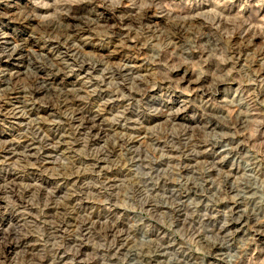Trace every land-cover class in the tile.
<instances>
[{
    "label": "rangeland",
    "instance_id": "1",
    "mask_svg": "<svg viewBox=\"0 0 264 264\" xmlns=\"http://www.w3.org/2000/svg\"><path fill=\"white\" fill-rule=\"evenodd\" d=\"M11 1L0 55L49 80L0 107V264H264V0Z\"/></svg>",
    "mask_w": 264,
    "mask_h": 264
},
{
    "label": "bare ground",
    "instance_id": "2",
    "mask_svg": "<svg viewBox=\"0 0 264 264\" xmlns=\"http://www.w3.org/2000/svg\"><path fill=\"white\" fill-rule=\"evenodd\" d=\"M1 4H3L4 6H10L13 2L10 0H3V1H0ZM8 3V4H7ZM53 3V2H52ZM10 4V5H9ZM44 4V3H43ZM42 4V5H43ZM81 4V3H79ZM86 4V3H85ZM83 4L86 10V5ZM38 5V4H37ZM40 5V3H39ZM43 7V6H42ZM32 11L33 12H36L38 11V8L37 6L34 4L32 7H31ZM50 9V8H49ZM48 9V10H49ZM55 9V8H54ZM73 9V8H72ZM47 10V9H46ZM53 11V10H51ZM55 12V11H54ZM77 12V11H76ZM30 14V13H29ZM40 14V13H39ZM42 14V13H41ZM46 14V13H44ZM55 15V14H54ZM60 15V14H59ZM6 15H4L3 18H6L5 17ZM28 16V15H27ZM30 16V15H29ZM58 16V14H57ZM34 17V16H33ZM75 15H71V14H65L63 18H60L61 21H59L58 24L54 23L52 24L51 27L49 28H46L45 30H49V31H59L62 27L61 23L63 22L64 24H69L67 28H69V32H70V38L69 39H65L66 41L68 40V44H63V45H60V46H55V47H52V48H58V47H63L65 49V51H60L59 54H57L56 58H55V61H56V67H57V73H59V75H62L64 78H69L71 76H74V75H77L78 72L84 70L86 67H88L89 69H95L96 68V63L95 62H86V60H81L79 57H71L72 58V61H73V64L75 66H77L76 68H72L70 66H67L65 63L63 65H61L63 62L62 61H59L61 59H58V58H61L62 55H69V52L73 49V45L72 43V40L70 41V39H78V38H81L82 35H83V32L84 30H88V25H85L84 27L82 26H78V25H75V22L72 24L70 21H74V18ZM16 18V17H15ZM38 18V17H37ZM42 18V17H41ZM58 18V17H56ZM36 19V18H35ZM13 20V19H12ZM37 20V19H36ZM7 22V21H6ZM41 22V21H40ZM43 22V21H42ZM68 22V23H67ZM70 22V23H69ZM88 22V21H86ZM8 23V22H7ZM62 23V24H63ZM47 26V25H45ZM78 26V27H77ZM85 27H87V29H85ZM51 33V32H49ZM33 42V45H38V42L35 41L34 39L31 40ZM56 42V41H55ZM61 43V41H60ZM70 43V44H69ZM9 44V43H8ZM135 46V45H134ZM10 47V46H9ZM137 47V46H136ZM45 48L44 46H41L40 49H43ZM5 49V48H4ZM13 49V48H11ZM8 50V49H7ZM54 50V49H53ZM53 50H51L52 53L55 54V52H53ZM57 51V50H56ZM21 52H29V53H35L33 50H31L30 48H28V45H27V42L26 41H22L20 44L16 45V47L13 49V50H9V51H5V50H2V55H0V62H9L12 66H15L17 67L19 70L16 71V75H12V77H9V80H12L13 84L9 83L8 79L6 78L8 73L7 72H4V71H0V90H1V94H0V107L4 104H8V100L7 99H13L15 100L16 102H19L21 103V106H23V108H26L29 112H33L35 111V104H36V101L34 100V98L36 97L37 94H41V93H44L45 91H48L47 90V84H48V80H49V76L48 78L46 76H44L43 74L41 75H36V79H35V82L32 84L33 87L32 89L30 90H25L24 88H22V86H20L19 84V81L21 79L20 75L22 74H25L29 71H33L31 68H33L36 71H43L42 69V65L41 66H38V65H34V64H31L30 60L27 58L26 55H21V56H14L15 54H18V53H21ZM54 61V62H55ZM55 69V68H54ZM44 72V71H43ZM107 72V71H106ZM113 72V70H112ZM46 74V73H45ZM56 74V73H55ZM10 75V74H9ZM47 75V74H46ZM55 77V75H53V78ZM187 79V78H185ZM34 81V80H33ZM32 81V82H33ZM198 81V79H197ZM28 98V99H27ZM75 105V99H71V100H68L67 98L65 99H61L58 101V104L56 106H52V107H56V109H61L60 107H65V106H68V105ZM25 106V107H24ZM39 107H41L40 109L41 110H46L48 108H50V106L46 105H38ZM17 107V106H16ZM28 107V108H27ZM58 107V108H57ZM62 111V110H61ZM179 111V110H178ZM209 118V117H208ZM210 119V118H209ZM208 121V120H207ZM217 121V120H216ZM210 122V120H209ZM215 123V122H214ZM208 124V123H207ZM205 125V124H204ZM215 127V125H213ZM224 137V136H223ZM122 139V138H121ZM119 139V140H121ZM130 139V138H129ZM223 139V138H221ZM123 142V139L121 140ZM120 141V142H121ZM121 142V143H122ZM124 143V142H123ZM209 144H211L212 146H216L217 144L218 145H221L217 140H213V141H210ZM230 151H232L231 149H229ZM227 152V151H226ZM245 168V167H243ZM249 169V168H248ZM244 170V169H243ZM250 170V169H249ZM246 173V172H245ZM248 173V172H247ZM249 177V176H248ZM201 186V185H200ZM199 187V186H198ZM250 187V185L248 186ZM254 188V187H253ZM199 189V188H198ZM202 191V190H201ZM250 191V190H249ZM258 196V195H257ZM235 223H239V222H235ZM144 241V239H143ZM143 243V242H141ZM136 251L135 252V256L137 257L136 259H141L143 256H140L139 252L137 251V249H135ZM134 254V253H133ZM156 255L158 254H154L155 256V259H156ZM149 258V257H148ZM146 259V258H145ZM143 260V259H142ZM129 261V260H128ZM144 261V260H143ZM148 261V260H147ZM132 262V261H131ZM138 264H142L141 261H137ZM146 262V261H145ZM147 264V263H146Z\"/></svg>",
    "mask_w": 264,
    "mask_h": 264
}]
</instances>
